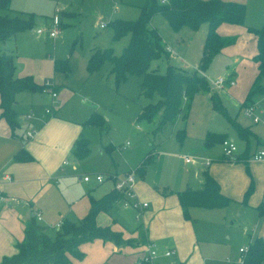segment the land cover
<instances>
[{"label": "rangeland", "instance_id": "obj_1", "mask_svg": "<svg viewBox=\"0 0 264 264\" xmlns=\"http://www.w3.org/2000/svg\"><path fill=\"white\" fill-rule=\"evenodd\" d=\"M145 1H11L10 16H18L24 19H28L29 15H33L34 17L33 29L31 28L18 34V58L26 57V54H32L30 52L32 50L31 45L37 44L40 53H34V56L42 52L47 58L51 57L59 61L68 60L71 67L68 84L71 90L67 89V91L69 93L73 92L72 99L69 97L68 107H73L80 111L81 108L84 109V106L90 107L91 104L95 103L99 106V112L107 118L109 125L108 133L100 132L97 128H90L87 131V135L91 138L90 151L87 156L79 160V172L76 173L80 175L87 172L104 173L103 175L107 177L108 174L105 173L112 170L113 172H118L120 177H122L126 171L131 170L135 172L136 179L140 181L142 174L137 168L146 157L152 155L153 158L145 165L144 182L151 186H156L155 189L161 192L171 191L172 193L174 189L170 187V184L186 182L189 179L185 171V156L192 157L196 163H203L202 158L220 156L221 161L243 164L247 174L251 177V182L253 181L254 183L255 189L256 182L250 169V162L255 160L253 157L254 153L264 148L263 95H256L253 98L258 111L262 110L263 112L261 114L263 121L257 124L244 116V109L240 108V105L232 104L227 100L224 104L232 119H235L242 127L252 130V133L254 132L259 138L260 143L257 145L255 137H253V141H251L248 148V159H244L246 158L247 145L237 136V131L230 120L214 109L211 100L213 90H202L192 100L184 99L182 112L176 120L168 124L163 131L156 132L162 118V113H159L150 123L145 120H137L143 106L155 103L158 100L157 96L149 99L140 95L141 77L132 76L127 82L121 83L117 87L115 78L111 75V65L109 62H106L92 77L85 81L88 76L86 63L91 52L98 48L105 49L112 47L115 55L119 56L129 44V35L118 41L113 40L114 29L110 25L111 22L115 20H137L140 16V9L145 4ZM224 1L242 3L247 7L244 24L237 25V30L242 29L238 35L240 39L243 38V32H245L247 27L260 28L264 24V0ZM57 6L61 8V12L59 13L62 26L60 33L55 38H51L48 34H45L42 39H38L36 29L43 27L45 24L47 27L51 25ZM101 22L107 23L108 26L103 29L100 28ZM150 26L159 31L173 57L169 59L163 57L154 61L152 64L153 69L158 70L160 73H165L167 66L172 64L189 72L197 71L199 75L206 78L209 82L220 76H228L233 69L237 86L233 87L228 94L236 98L238 95H243L245 99L247 90L257 75L256 62L254 61V55L257 51L255 41H249L241 51L237 49L236 45L225 48V50H222L213 57L206 70H200L199 64L207 35L205 34L207 24L202 25L198 31H194L186 26L181 27L179 30H174L161 13H156L152 17ZM237 30H231V33L224 36L237 37ZM12 43L14 42H11L10 45L14 46ZM236 57H239L241 60L239 64L234 62V58ZM18 58L17 64L19 67ZM51 91L50 88L47 92L34 95V99H37L36 105L39 110L43 109L45 111L46 106L47 108H50L52 105L57 107V104L52 103ZM65 93L66 90H61V96H64ZM25 95H27L25 99L26 106H29L31 104L29 95L31 94ZM231 101L234 100L232 99ZM179 131H184L182 140L177 135ZM209 131L216 135H225L228 138L235 139L238 145L237 159L235 161H233V158H223L220 142H216L209 147L206 146L205 139ZM127 142L129 146H126ZM204 168V170H208L207 167ZM74 182L75 184L77 183V187H84L86 193L90 189H93L91 194L97 199L103 197L113 188V183L110 179H106L101 185H97L94 182L84 184L85 182L79 180V177H76ZM194 211L202 213V215L194 214ZM241 212L242 214L239 218L235 216L237 215L236 208H231V210H192V217L197 215L198 234L205 238L202 248L204 257L207 260L217 262L216 264H227L232 258H239V248L248 243V239L243 235V229L246 222L250 221V215H252L250 210L242 209ZM226 218L228 221H226ZM141 221V219H136L135 211L123 208L120 204H117L109 213L100 212L97 216L99 226L110 227L112 232L122 234L121 238H116L115 236V239L112 241L122 248L133 247L135 246V242L136 244L137 242H141L135 238H126V232H133ZM121 224L126 226L124 229L125 233L124 231H120L122 229ZM216 225H218L219 231H216V229L212 230V227ZM57 231V228L47 229V233L52 238L56 236ZM219 239H221V243L218 242ZM112 242L96 238L91 242L85 243L82 246L85 257L77 263H137V256L134 251L116 250ZM160 256L156 258V261L163 264H171L174 261V257L160 258Z\"/></svg>", "mask_w": 264, "mask_h": 264}, {"label": "crops", "instance_id": "obj_2", "mask_svg": "<svg viewBox=\"0 0 264 264\" xmlns=\"http://www.w3.org/2000/svg\"><path fill=\"white\" fill-rule=\"evenodd\" d=\"M57 8L60 7L57 6L56 9ZM49 27L45 24L43 27L36 29V34H38V30L48 29ZM248 28L249 27L243 32L244 36L242 39L238 36L242 29L237 30V25L225 23L220 25L217 31L220 36L226 37L224 35L231 33V30H237L236 43L234 45L241 51L244 45L249 43V41H255L257 48V38L248 31ZM45 34L48 33L38 34L39 36L37 35V38L42 39ZM205 34H207V31ZM18 37L19 35L3 46L5 51L11 53L15 57L16 76L19 78L32 77L34 82L38 85H44L46 81H50L52 84L51 93L54 92L57 94L55 99L51 97L52 103L57 104V107L52 105V112L50 114L46 113L48 109L47 106L45 111L37 108V99H34V95L44 92L31 93L23 91L18 93L14 106L17 112L16 120L19 124L16 131L17 136L13 135L9 124L1 117L0 109V194L3 197V199L0 198V263L6 257H11L18 252L17 245L23 241L25 229L33 219L44 226L47 231L48 228L56 229V226L65 220L74 222L77 220L80 221L89 212L91 200L97 198L91 194L93 189H90L89 192L86 193L84 187H77V183L75 184L74 182L76 177H79L81 181L83 180V182H85L84 184L94 182L97 185H101L104 183H98L95 180V175H103L104 173L87 172L83 175L77 174L76 172H79L78 162L82 158L74 154L75 144L78 139L85 138L90 142L89 145H91V138L87 135V131L90 130V128L97 127L86 125L85 121L94 112L101 114L98 109L99 106L94 103L91 104L90 107L84 106V109L81 108L80 111L79 109L68 107V102L70 101L69 97L71 99L73 97V92L69 93L67 91V89L71 90L68 84L70 73L67 75L55 70V63L59 61L58 59H53L51 57L47 58L42 52L34 56V53H40L37 44L31 45L32 50L30 52L32 54H26V57L18 58ZM11 42H14L12 43L14 46L10 45ZM167 50L169 51V48H167ZM169 52L170 58H173L171 51ZM256 53L257 51L255 54ZM17 58L20 65L19 67ZM234 62L239 64L241 60L239 57H236L234 58ZM255 65L257 67V63H255ZM87 74L88 76L85 81L92 77L88 71ZM111 75L113 74L111 73ZM223 77H227L235 82L234 86H230L229 84L226 85L227 88L230 89L225 88V86L219 90L212 88L219 93L223 105L226 103V100L232 104L240 105V108L243 109L248 105H254L262 122L263 118L261 114H263V112L262 110L258 111L256 102L243 106L250 88L247 90L245 99L243 95H238L237 98L229 96V91L237 86L234 70L232 69L228 76ZM61 90H66L64 96H61ZM25 94H31L29 95L31 98V104L29 106H26L25 99L27 95ZM232 99L234 101H231ZM28 115H32V117L28 118ZM97 129L101 132L99 128ZM28 131L34 133L32 138L27 136ZM250 132L251 134L248 137L249 139L247 138L248 140H243L239 137L238 132H236V134L247 146L248 144L250 146L253 137H255L256 144L258 145L260 143L259 138L254 132L252 133V130H250ZM229 139L234 140L236 143L235 139L231 137H229ZM126 146H129L128 142ZM21 150H25L32 159L28 161H16L15 155ZM237 153L233 157V161L237 159ZM212 157L202 158L204 164L196 163L193 158L190 163L185 161V171L189 179L186 182L170 184V187L174 189L172 193L171 191L163 193L155 189L156 186H151L144 182V174L141 175V180H137L135 185V192L141 201L148 203V207L138 212L131 207H126L124 205V197H122L116 201L109 210L110 212L117 204H120L123 208L135 211L136 219H141V223L135 227L133 232L124 231L126 226L121 224L123 230L120 229V231L127 233L126 238H135L141 242H137V244L135 242V246L133 247L122 248L111 241L115 245L114 248L119 251H134L137 256L136 264H140L145 257L147 246L150 242H155L159 246L162 254V256L159 255L160 258L174 257V261L171 264H216L217 262L207 260L203 254L202 243L205 242V238L198 234V224H196V216H200L202 213L194 211V214L197 215H194V217L191 215L192 210L199 209L207 211L214 209L192 207L190 208V219H186L178 198V192L188 188L194 190L201 189L203 186L202 174L208 171L220 185L222 194L232 199V202L227 207L217 209L231 210V208H236L237 215L235 216L239 218L242 214V209L251 211L252 215H250V221L246 222L243 229V235L248 239V243L239 248L238 259L232 258L228 262L229 264H240V249L248 247L256 238L264 239V217H258L255 210L264 196V159L254 160L256 163L254 161L250 162V169L255 178L256 187L248 198L246 205L242 203V200L250 185L251 177L247 174L245 166L236 162L221 161L220 156ZM206 159H212V162L206 165ZM204 167H207L208 170H204ZM130 172L133 171H126L124 176ZM105 174H108L107 176L113 175L120 177L118 172H113L112 170ZM87 175L92 179L89 182L83 179L84 176ZM7 176H9L11 180H6ZM112 183L113 188H111L109 192L115 189L114 182L112 181ZM37 215H40L42 219L38 220L36 217ZM226 221H228L227 218ZM217 226L218 225L213 226L212 230L216 229V231H219ZM220 231H222V229H220ZM218 242L221 243V239H219ZM81 248L83 250V247ZM166 250H171L173 252L172 255L169 257L165 256L164 252ZM79 261L82 260H73L70 264H79L77 263ZM156 264L163 263L156 261Z\"/></svg>", "mask_w": 264, "mask_h": 264}, {"label": "trees", "instance_id": "obj_3", "mask_svg": "<svg viewBox=\"0 0 264 264\" xmlns=\"http://www.w3.org/2000/svg\"><path fill=\"white\" fill-rule=\"evenodd\" d=\"M11 1L0 0V109L1 117L9 124L13 135L17 136L16 131L19 124L14 107L17 94L23 91L43 92L45 87L35 83L32 77H17L15 57L3 49V46L19 33L33 28L34 23L33 15H29L28 19L10 16ZM246 10V5L242 3L224 0H167V2L146 0L137 20H115L110 24L114 29V41L127 35L130 36L129 44L123 49L121 55L116 56L112 47L95 49L88 60L87 71L92 75L104 63L109 62L117 87L132 76L141 77L140 95L149 99L157 96L158 100L144 106L137 120L150 123L159 113H162L156 132L163 131L182 112L184 99L192 100L200 91L213 89L209 81L197 71L189 72L172 64L167 66L165 73L152 68L154 61L163 57L170 58L161 34L156 28L150 26L154 14L161 13L174 30L186 26L198 31L202 25L207 24V35L199 64L200 70H206L216 54L236 43V37H222L217 29L225 23L243 25ZM248 31L257 38V53L254 61L257 63L258 73L243 106L253 103L256 95L264 96V24L260 28L249 27ZM55 70L68 75L70 73L68 60L57 61ZM211 100L214 109L230 120L239 137L248 140L250 130L231 118L217 91L213 90ZM85 124L95 126L101 132L109 131L107 119L97 112L92 113ZM177 135L182 140L184 131H179ZM226 138L228 137L225 135L209 132L206 135L205 144L209 147L216 142L222 143ZM89 144L90 142L85 138L78 139L74 154L79 158H84L90 151ZM248 148L249 144L244 159H248ZM152 158V155L146 157L137 168L142 175L146 163ZM31 159L25 150L15 155L16 161ZM253 191L252 181L242 200L243 204L247 205L248 198ZM122 196L114 189L99 199H92L89 212L79 222L63 221L61 229L57 231L54 238L47 233L44 226L33 219L25 229L23 241L17 245L18 252L11 257H6L0 264H70L73 260H82L85 255L81 247L85 243L96 238L113 241L115 236L116 238L122 237L121 233L112 232L110 227H102L97 223L98 214L109 212ZM178 198L186 219H190V208L192 207L217 209L225 208L232 202V199L222 194L220 185L208 171L203 174L201 189L188 188L178 192ZM255 210L258 217H264V196ZM140 264L149 263L142 260ZM243 264H264V239L256 238L249 245L247 253L243 255Z\"/></svg>", "mask_w": 264, "mask_h": 264}, {"label": "built area", "instance_id": "obj_4", "mask_svg": "<svg viewBox=\"0 0 264 264\" xmlns=\"http://www.w3.org/2000/svg\"><path fill=\"white\" fill-rule=\"evenodd\" d=\"M162 2H167V0H162ZM60 12H61V8H57L56 13L52 18L50 27L48 29H40L37 31V33L38 34H44L45 32H47L50 37H52V38L57 37L61 31V28H62L61 19L59 17ZM107 25H108L107 23L101 22L100 27L105 28V27H107ZM210 84H211V87L213 89L219 90V89L223 88L224 86H226L227 84H229L230 86H234L235 82L233 80L227 78V77L220 76V77L212 80L210 82ZM51 85L52 84L50 81H46L44 83L45 88H44L43 92H47V90H49L52 87ZM51 95H52L53 99H55L57 97V94L54 92H52ZM51 112H52V107H50L46 110V113H48V114H50ZM244 116L247 119L251 120L253 123L261 122V117L257 113V110H256L254 105H248L244 108ZM31 117H32V115H28V118H31ZM33 135H34L33 132H31V131L27 132V136L29 138H32ZM221 145H222V149H223V157L231 159L236 155V153L238 151V147H237L236 143L234 142V140L226 138L221 143ZM253 157L255 160L264 159V149L255 153ZM185 161L187 163H190L192 161V157H185ZM205 162H206V165H209L212 162V159H206ZM83 179L86 182H89L92 180L89 175L84 176ZM106 179H110L111 181L114 182L115 189L123 195L122 197H124V205L126 207H131L138 212H141L142 210H144L145 208L148 207V203L141 201L135 192V185L137 183L135 172L127 173L123 177H118V176H113V175L105 177L104 175H101V174L95 175V180L98 183H103L106 181ZM6 180H11V178L9 176H7ZM0 198L3 199L1 194H0ZM36 217L38 220L42 219L40 215H37ZM62 225H63V222H60L56 226V228L59 230V229H61ZM248 248H249V246L240 249V253H241V257L239 259L240 264H243V255L245 253H247ZM172 253L173 252L171 250H166L164 252V255L169 257L172 255ZM160 254H161V252H160L159 246L155 242H150L147 246V252H146L145 257L143 258V261H145L149 264H156V258L159 257Z\"/></svg>", "mask_w": 264, "mask_h": 264}]
</instances>
